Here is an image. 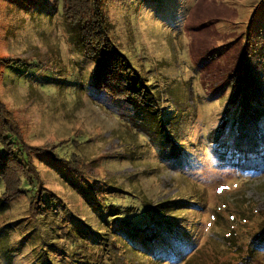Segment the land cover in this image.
<instances>
[{
  "label": "rangeland",
  "instance_id": "1",
  "mask_svg": "<svg viewBox=\"0 0 264 264\" xmlns=\"http://www.w3.org/2000/svg\"><path fill=\"white\" fill-rule=\"evenodd\" d=\"M62 9V0H0V98L27 142L57 147L60 160L32 163L64 203L35 220L26 196L13 200L0 264H73L87 228L118 245L119 221H146L141 198L199 202L185 221L196 225L191 249L219 250L214 233L226 225L213 215L225 201L242 194L264 210V0H103L146 86L137 107L95 89V64L64 29ZM73 155L83 177L68 165Z\"/></svg>",
  "mask_w": 264,
  "mask_h": 264
},
{
  "label": "trees",
  "instance_id": "2",
  "mask_svg": "<svg viewBox=\"0 0 264 264\" xmlns=\"http://www.w3.org/2000/svg\"><path fill=\"white\" fill-rule=\"evenodd\" d=\"M102 5L103 0H62L64 29L71 35L83 57L95 64L91 72V83L95 89L112 99L137 107L145 95L146 86L138 71L121 52ZM3 62L13 64L10 59ZM24 136L13 113L0 98V180L3 183L0 224L8 223L6 213L11 209L12 201L22 196L29 199V211L35 220L45 214L46 207L62 203L56 193L42 184L39 171L32 163L33 155H46L53 160H60L54 152L57 147L32 145ZM68 165L81 177L86 173L81 156L73 155ZM27 188H31L32 192ZM192 200L171 198L150 203L147 198H141L144 213L140 216L146 221L137 222L140 220L139 216L135 220L138 213L130 210L125 212L132 213L133 222L137 224L129 220L130 223L119 221L113 238H116L120 250L117 244L109 243L107 235L87 228L78 235L80 239L75 242L77 249L73 251L72 263L135 264L134 259L137 262V258L134 257L132 261L127 253L131 251L154 260V264L158 260L165 264H171L172 261L176 263L184 257V264H203L205 261L206 264L208 261L210 264H264L258 259L260 253L264 254V210H258L257 203L240 194L232 204L225 201L224 209L215 211L213 216L216 223L219 226L225 223L226 226L214 233L220 249L209 251L206 255L205 245L196 251L191 249L195 245L196 225H186L185 221L191 212L199 211V202ZM107 211L108 208H104L105 215L101 217L106 223ZM67 261L70 264V258Z\"/></svg>",
  "mask_w": 264,
  "mask_h": 264
}]
</instances>
